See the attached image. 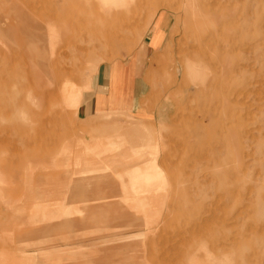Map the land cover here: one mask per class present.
Here are the masks:
<instances>
[{"label":"rangeland","instance_id":"1","mask_svg":"<svg viewBox=\"0 0 264 264\" xmlns=\"http://www.w3.org/2000/svg\"><path fill=\"white\" fill-rule=\"evenodd\" d=\"M0 264H264V0H0Z\"/></svg>","mask_w":264,"mask_h":264},{"label":"crops","instance_id":"2","mask_svg":"<svg viewBox=\"0 0 264 264\" xmlns=\"http://www.w3.org/2000/svg\"><path fill=\"white\" fill-rule=\"evenodd\" d=\"M155 31H154V33H155ZM151 32H153V31H151ZM158 40H159V37H157L155 34H153L151 36V38H150L149 45L151 47H154L155 48L156 42ZM133 85H134V91H140L141 85L138 84V81L137 82L134 81V84ZM127 91H130V90H126L123 94H122V91L120 92V90H118L117 92L110 93L109 95L113 97V101L115 100L116 101V104H120V101H123V100L126 101L127 96H128V94H126ZM106 94H107V92L105 93V95Z\"/></svg>","mask_w":264,"mask_h":264},{"label":"bare ground","instance_id":"3","mask_svg":"<svg viewBox=\"0 0 264 264\" xmlns=\"http://www.w3.org/2000/svg\"><path fill=\"white\" fill-rule=\"evenodd\" d=\"M116 67H117V65H116ZM114 81V80H113Z\"/></svg>","mask_w":264,"mask_h":264}]
</instances>
